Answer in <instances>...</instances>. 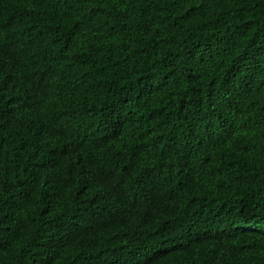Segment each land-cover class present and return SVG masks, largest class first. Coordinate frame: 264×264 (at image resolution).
<instances>
[{"label":"trees","instance_id":"16d2710c","mask_svg":"<svg viewBox=\"0 0 264 264\" xmlns=\"http://www.w3.org/2000/svg\"><path fill=\"white\" fill-rule=\"evenodd\" d=\"M0 264H264V0H0Z\"/></svg>","mask_w":264,"mask_h":264}]
</instances>
